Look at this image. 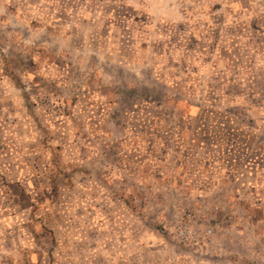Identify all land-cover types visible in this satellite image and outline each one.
Instances as JSON below:
<instances>
[{
	"label": "rangeland",
	"instance_id": "1",
	"mask_svg": "<svg viewBox=\"0 0 264 264\" xmlns=\"http://www.w3.org/2000/svg\"><path fill=\"white\" fill-rule=\"evenodd\" d=\"M0 264H264V0H0Z\"/></svg>",
	"mask_w": 264,
	"mask_h": 264
}]
</instances>
